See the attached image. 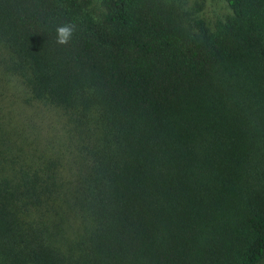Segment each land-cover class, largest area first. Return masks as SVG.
<instances>
[{"label":"trees","instance_id":"obj_1","mask_svg":"<svg viewBox=\"0 0 264 264\" xmlns=\"http://www.w3.org/2000/svg\"><path fill=\"white\" fill-rule=\"evenodd\" d=\"M224 1L0 0V264L264 263V0Z\"/></svg>","mask_w":264,"mask_h":264},{"label":"rangeland","instance_id":"obj_2","mask_svg":"<svg viewBox=\"0 0 264 264\" xmlns=\"http://www.w3.org/2000/svg\"><path fill=\"white\" fill-rule=\"evenodd\" d=\"M181 8L189 11L193 17L201 18L205 23L212 27L216 19L222 18L229 13V8L224 0H173ZM95 6H98L99 0H92ZM256 264H264L258 262Z\"/></svg>","mask_w":264,"mask_h":264},{"label":"clouds","instance_id":"obj_3","mask_svg":"<svg viewBox=\"0 0 264 264\" xmlns=\"http://www.w3.org/2000/svg\"><path fill=\"white\" fill-rule=\"evenodd\" d=\"M76 25L73 23H64L55 27V42L59 45H67L73 38L76 31Z\"/></svg>","mask_w":264,"mask_h":264}]
</instances>
